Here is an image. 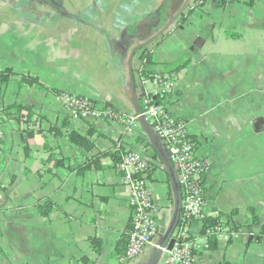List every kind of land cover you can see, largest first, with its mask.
Returning a JSON list of instances; mask_svg holds the SVG:
<instances>
[{"label":"crops","instance_id":"1","mask_svg":"<svg viewBox=\"0 0 264 264\" xmlns=\"http://www.w3.org/2000/svg\"><path fill=\"white\" fill-rule=\"evenodd\" d=\"M225 1L194 3L137 50L184 0H63L68 16L46 0H0V70L15 73L8 84L0 81V264H162L167 253L159 256L157 247L164 237L124 259L133 213L118 164L127 151L149 160L148 189L164 233L177 212V169L165 165L139 121L130 128L73 120L60 95L136 117L137 99L143 110V95L155 92L142 72L184 60L190 65L176 74L177 92L165 108L184 123L198 158L210 161L207 217L234 214V223L254 235L230 242L215 235L211 250L204 223H183L182 210L175 232L187 229L195 264H264V239L257 241L261 230L250 215L255 210L264 226V0ZM148 53L151 64L143 59ZM14 104L30 116L8 119L3 111ZM159 150L167 158L162 143ZM47 203L54 208L42 216Z\"/></svg>","mask_w":264,"mask_h":264},{"label":"built area","instance_id":"2","mask_svg":"<svg viewBox=\"0 0 264 264\" xmlns=\"http://www.w3.org/2000/svg\"><path fill=\"white\" fill-rule=\"evenodd\" d=\"M214 2V0H205ZM147 81V80H146ZM155 92L143 95L142 117L151 123L154 133L168 152L170 161L177 169L178 180L182 191L183 223H204L206 214V199L204 196V177L210 168V161L198 158L196 146L189 137L183 122L173 118L164 106L154 103L157 96L172 98L177 92L178 78L173 75L154 74L151 80ZM60 101L73 120H110L125 124L130 128L135 126L139 116L127 117L113 110L110 106L95 103L89 99L62 93ZM123 183L128 187L132 206V229L129 234L125 251V260H134L155 243L159 226L155 216L152 195L148 189V175L151 171L149 160L139 152L127 151L118 164ZM248 232V231H247ZM242 230L233 233L229 228L216 226L205 232L206 246L208 237L217 235L226 242L246 235ZM254 234L248 232L246 237ZM174 245L166 250L162 264H195L192 242L185 227L179 228L173 236Z\"/></svg>","mask_w":264,"mask_h":264},{"label":"trees","instance_id":"3","mask_svg":"<svg viewBox=\"0 0 264 264\" xmlns=\"http://www.w3.org/2000/svg\"><path fill=\"white\" fill-rule=\"evenodd\" d=\"M214 2L216 3V5H218V7H222L226 4L225 0H214ZM197 3L199 5H205L206 4L205 0H198ZM143 59H145L146 62L150 63V64L153 62V58H152L151 53L144 54ZM189 65H190L189 60L180 61V62L174 63L172 65H167L165 67L166 70H163L162 72H158V73H160L163 76H166V75L176 76V74L178 72L185 70ZM13 76H15V73L13 72L12 69L7 68L5 70H0V81L3 84H8L10 79ZM142 76L147 81H151L154 79V74L152 75L151 73L146 72V71L142 72ZM26 82H28V84L30 86H33L35 84H39L36 79H30L29 81L26 79ZM168 99L169 98L164 96V95L163 96H157L154 98V103L166 107L169 104ZM3 112L5 113V115L7 116L8 119L15 120L18 122L22 121V120L26 119L28 116H30V112L27 111L26 108L21 104H14L12 106H9ZM71 140L74 141L79 146H84L87 142L85 139H83L77 135H72ZM96 161H97V163H99L98 160H96ZM53 208H54V205L51 203H47L46 205L40 207V211H41L42 216H47ZM250 215H251V218L253 220L254 225L260 227V230H261L260 235H257V238H258L257 241L260 242L264 239V226H260L255 210L251 209ZM233 216H234V214L233 215L219 214L216 217H209L204 222V228H203L204 233L207 230L212 229L216 226L227 227L230 229L231 232L238 233L239 231H241L242 228L239 225H236L234 223ZM131 229H132V225H131L130 231L128 233L127 241L129 239V234L131 232ZM252 229L253 228L249 227L246 230L252 231ZM208 239H209L208 248L211 250L215 249L217 247V237L215 235H211L208 237ZM92 244L94 245L95 251L99 252L100 251L99 250L100 249V242L97 240H92ZM126 246H127V244H126ZM125 251H126V249H125Z\"/></svg>","mask_w":264,"mask_h":264},{"label":"water","instance_id":"4","mask_svg":"<svg viewBox=\"0 0 264 264\" xmlns=\"http://www.w3.org/2000/svg\"><path fill=\"white\" fill-rule=\"evenodd\" d=\"M62 1L63 0H53L51 2V0L48 1V3L51 5L50 7L53 8V10L55 12H57L58 14L62 15V16H68V13L65 11L63 5H62ZM198 0H184V3L182 4V6L180 7V9L176 12V14L173 15V17L165 23V25H163L158 31H157V35H155L153 38H151V41L149 43H145L144 45H140L137 50L140 49H144L147 48L150 44L154 43L159 37H161L167 30H169L170 27H172L179 18L184 17L187 14V10L194 4L196 3ZM160 27V26H159ZM155 31V30H154ZM134 89V87H133ZM137 105V116H139L138 121L143 125L144 130L146 131L147 135L149 136V139L152 143V145L157 149V151H159V153L161 154V156L163 157L164 163L165 165L172 169L173 164L170 161L168 152L165 150L166 152V156L167 158L164 156V154H162L160 152V143L161 141L158 139V137L156 136V134L152 131V128L149 126V124L147 123L146 119L144 117H142V107L138 104V99H137V103H135V106ZM109 106V105H108ZM174 171V170H173ZM176 180H175V187H176V191H177V201H178V205H177V212H176V216H175V220L172 223L171 228L164 233V231H159L158 237H164L162 242L158 244L157 247V253L159 256H162L164 251L166 250H171L173 248L174 245V239H173V235L174 232L178 226V222L180 219V214H181V210H182V191H181V187L179 184V180L175 174ZM164 234V235H163ZM163 235V236H162ZM157 239V238H156ZM156 242V240H154Z\"/></svg>","mask_w":264,"mask_h":264},{"label":"flooded vegetation","instance_id":"5","mask_svg":"<svg viewBox=\"0 0 264 264\" xmlns=\"http://www.w3.org/2000/svg\"><path fill=\"white\" fill-rule=\"evenodd\" d=\"M48 1H49V0H46L45 3H46L48 6H51V5L48 3ZM52 1H53V0H51V2H52Z\"/></svg>","mask_w":264,"mask_h":264}]
</instances>
